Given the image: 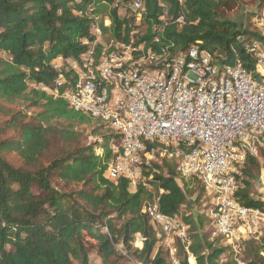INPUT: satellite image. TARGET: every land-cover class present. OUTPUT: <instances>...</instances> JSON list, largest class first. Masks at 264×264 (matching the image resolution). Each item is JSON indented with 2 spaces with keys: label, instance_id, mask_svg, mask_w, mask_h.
<instances>
[{
  "label": "trees",
  "instance_id": "1",
  "mask_svg": "<svg viewBox=\"0 0 264 264\" xmlns=\"http://www.w3.org/2000/svg\"><path fill=\"white\" fill-rule=\"evenodd\" d=\"M130 1L0 0V264H90L91 253L101 264H169L156 229L141 211L153 192L163 213L179 214L189 224L195 264H235L231 259L219 263L225 248L208 239L209 230L202 232L207 217L189 212L203 196L198 180L190 181L196 184L192 190L189 181L180 187L174 162L164 158L152 163L157 172L149 190H131L125 179L105 178L109 145L118 134L107 122L70 109L64 99L40 88L58 86L52 61L86 52L96 38L94 25L101 30L93 44L96 53L133 37L155 50L167 47L172 57L201 41L217 59L232 64L237 57L252 69L243 42L264 44L255 29L224 18L240 0H144L143 28L137 33H132ZM95 123L92 133L101 140L88 141L84 129ZM10 154L20 159L18 165ZM262 165L264 156H247L240 167L242 187L235 197L243 205L262 204L251 196ZM136 234L143 237L141 248L133 246ZM246 246L248 264H264L261 246ZM176 249L179 264H189L182 246Z\"/></svg>",
  "mask_w": 264,
  "mask_h": 264
},
{
  "label": "built area",
  "instance_id": "2",
  "mask_svg": "<svg viewBox=\"0 0 264 264\" xmlns=\"http://www.w3.org/2000/svg\"><path fill=\"white\" fill-rule=\"evenodd\" d=\"M127 7L136 25L132 33H137L143 28L144 0H131ZM253 19L255 30L264 37V1ZM104 24H109L108 18ZM92 33L94 44L100 40L98 25ZM93 44L78 58H55L51 64L59 84L40 88L64 99L70 109L107 122L118 134V141L109 145L104 177L114 182L125 179L131 190H149L157 172L152 163L162 158L173 161L180 187L191 180L202 187L200 213L209 221L208 239H218L225 248L219 263L231 259L248 264L244 257L248 243L261 246L259 255L264 257V165L259 196L251 193L262 204L246 206L235 197L242 187L237 174L247 156H264V44L243 42L252 69L237 57L232 64L217 59L201 41L172 57L167 47L155 50L133 37L98 53ZM141 211L156 229L169 264H179L177 244L188 263L195 264L189 224L179 214L163 213L154 192ZM142 243V235L136 234L135 246L141 248Z\"/></svg>",
  "mask_w": 264,
  "mask_h": 264
},
{
  "label": "rangeland",
  "instance_id": "3",
  "mask_svg": "<svg viewBox=\"0 0 264 264\" xmlns=\"http://www.w3.org/2000/svg\"><path fill=\"white\" fill-rule=\"evenodd\" d=\"M263 1L264 0H240L233 9L228 10L225 13L224 18L230 19V20L235 21V22H239V24H242L243 28H248L250 30L255 29L253 18L256 16V14H258V11H260V5ZM95 126H96V123H95V125L86 126L84 129L85 135L87 136L88 141H90V140L92 141L94 139L95 140H97V139L101 140L100 136H95L92 133V129ZM97 151L100 152V148ZM9 160L12 163H14L15 165H18L20 163V159L15 154H10ZM258 179H259V173H258L257 177L252 182V192L257 197L259 196ZM183 187H184V185H183ZM195 187H196L195 182L189 181L188 189L192 190ZM193 198L195 199L194 196H193ZM201 199H202V197H200L198 200L195 199L194 202H192V205L189 208V212H190V214H192V216H196L199 214V211L202 208V202H203ZM209 228H210V225H209L208 221H206L204 223V227L202 229V232H207L209 230ZM135 239H136V236L134 237V240L132 242L134 247H136L135 246ZM137 244H138V241H137ZM118 246H119L118 248H120V249L123 248L121 245H118ZM121 250H123V249H121ZM247 255L250 258L248 252H247ZM129 258L132 260L131 257H129ZM132 261H134V260H132ZM90 264H101V261L99 260V258L95 254L91 253L90 254Z\"/></svg>",
  "mask_w": 264,
  "mask_h": 264
}]
</instances>
